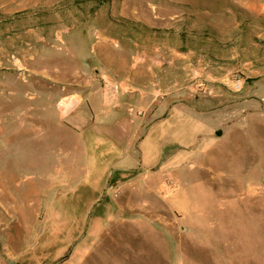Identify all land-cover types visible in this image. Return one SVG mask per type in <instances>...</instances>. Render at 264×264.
I'll return each mask as SVG.
<instances>
[{
  "label": "rangeland",
  "instance_id": "1",
  "mask_svg": "<svg viewBox=\"0 0 264 264\" xmlns=\"http://www.w3.org/2000/svg\"><path fill=\"white\" fill-rule=\"evenodd\" d=\"M204 32L239 54L223 81L229 147L203 150L176 105L139 146L142 180H116V153L87 159L71 131L34 119L31 100L59 93L51 75L110 94L123 50L172 60L159 42L191 51ZM189 63L168 92L196 104L213 80ZM0 264H264V0H0Z\"/></svg>",
  "mask_w": 264,
  "mask_h": 264
},
{
  "label": "crops",
  "instance_id": "2",
  "mask_svg": "<svg viewBox=\"0 0 264 264\" xmlns=\"http://www.w3.org/2000/svg\"><path fill=\"white\" fill-rule=\"evenodd\" d=\"M153 38L158 40L155 35ZM197 38L198 40L194 38L197 41L195 49L191 51H183L188 44L181 38L172 43L167 36L165 41L159 42L158 45L171 51L172 60L167 59L164 50L160 52L158 48L148 47L139 51L140 58H143L142 64L131 63L127 59L137 57V54L123 50L118 54L119 59L113 63V72L120 79L114 84V91L110 94L105 92L103 81H100L101 85L97 88L82 90L74 89L66 81H60L58 76L51 75V79L57 82L53 85L60 86L63 90L57 87L60 89L58 95L50 93L31 100V111L36 116L34 119L36 122L49 120L71 131L78 138V143L83 145L84 150L79 152L87 159H90V151L94 149L102 150L103 153H116L117 157L111 162L114 167L118 165L115 167L116 180H142L140 176H136L144 155L139 146L150 137L151 128L156 122L168 120L176 105L191 107L192 113H182V127L191 128L193 136L197 135L203 142L206 141L207 145L203 150L229 147L235 142L232 140L235 135L233 121L238 114L233 118L230 100L225 97L223 81L239 54L234 49H224L220 43L215 46L210 42L213 39L205 32L197 35ZM190 59L197 75L213 80L209 85L210 93H198L193 98L196 104L185 103L184 99L187 97L182 90L168 92L169 74L180 65L189 66ZM210 97L216 99L219 105L213 103L211 106ZM175 113H179V110H175ZM176 146L179 145H173L174 148ZM179 149L183 148L179 146L170 154L163 151L161 162H169L171 155ZM157 154L159 156V151ZM84 162L85 159L81 168L87 171L88 162ZM207 167L212 168L210 163Z\"/></svg>",
  "mask_w": 264,
  "mask_h": 264
},
{
  "label": "bare ground",
  "instance_id": "3",
  "mask_svg": "<svg viewBox=\"0 0 264 264\" xmlns=\"http://www.w3.org/2000/svg\"><path fill=\"white\" fill-rule=\"evenodd\" d=\"M23 128V127H22ZM24 132H26V131H24ZM32 133V132H31Z\"/></svg>",
  "mask_w": 264,
  "mask_h": 264
}]
</instances>
